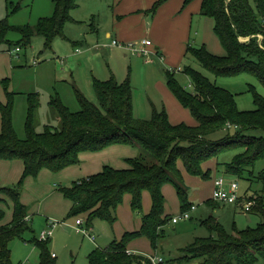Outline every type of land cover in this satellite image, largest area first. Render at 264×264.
Segmentation results:
<instances>
[{
  "label": "trees",
  "instance_id": "1",
  "mask_svg": "<svg viewBox=\"0 0 264 264\" xmlns=\"http://www.w3.org/2000/svg\"><path fill=\"white\" fill-rule=\"evenodd\" d=\"M21 1L12 5L13 12L21 8ZM165 1L155 0L150 11L154 13ZM190 1L184 0L183 6ZM52 3V13L39 17L34 23L9 24L6 18L1 19L0 43L5 42L10 49L8 47L12 44L23 46L33 35L41 34L45 38V46L50 47L55 36L63 35L65 22L73 20L70 11L77 6L76 0H52ZM253 4L250 0H200L199 14L212 18V30L225 54H214L204 44L192 46L189 43L185 52L192 54L204 68L216 75L248 72L264 85V0H253ZM10 30L17 31L19 39L5 38ZM181 70L188 75L192 91L179 84L173 71L168 69L165 81L179 104L190 111L194 124L171 122L164 108L154 110L148 118L136 117L129 80L119 83L113 76L103 80L93 78L96 102L74 89L80 105L77 111H71L58 93L51 95L48 106L57 116L58 126L45 124L42 131H36L34 127L38 94L28 93L25 137L22 139L17 137L13 128L12 94H7L6 102H0V158H20L23 175L36 174L41 167L62 169L77 162L79 152L97 151L113 142L138 147L139 153L128 158V168L106 165L98 172L73 181L70 186L61 187L71 202L69 215L87 212V219L90 215L109 217L126 192L131 195V206L136 208L140 207L143 190H148L151 195V209L142 216L140 228L125 232L121 240H114L102 249H94L89 254V264H140V260L151 264L147 256L128 250L124 241L144 234L155 245L160 227L169 219L167 214H163L165 199L161 187L164 182L174 185L182 211L190 209L192 204L187 200L182 167L191 175L208 177L211 167L209 164L205 167V162L233 147H242L243 150L234 153L231 161L227 162L225 168L230 173L242 174L248 168L250 171L257 160H264V136L241 131L229 133L234 126L241 130H264V95L258 93L253 84H248L254 108L241 110L228 89L211 82L189 65ZM226 123L230 124L226 133L220 139L210 140V136L222 130ZM256 176L264 183V166ZM2 189L14 201V208L12 220L0 224V264H21L11 260L9 241L30 228L26 208L20 203L17 186ZM248 192L242 195L255 200L251 211L261 216L255 227L235 229V233H229L209 216L205 221L215 236L197 238L183 248L184 255L177 260H194L197 264H255L258 258L264 259V187ZM3 216L4 211L0 208V222ZM48 240L49 237L34 239L39 248L36 264H56L55 256L47 249Z\"/></svg>",
  "mask_w": 264,
  "mask_h": 264
},
{
  "label": "rangeland",
  "instance_id": "2",
  "mask_svg": "<svg viewBox=\"0 0 264 264\" xmlns=\"http://www.w3.org/2000/svg\"><path fill=\"white\" fill-rule=\"evenodd\" d=\"M17 1L0 0V20L6 18L9 24L29 21L34 23L39 17L52 13V0H23L20 3L21 8L13 12L11 7ZM133 1L134 4H138L139 16L143 20L138 22L136 28L131 24L133 30L130 31L129 41L149 39L151 18L154 14L157 15L158 8L154 13L150 11L153 0ZM76 2L77 6L70 11L73 20L65 22L63 35L55 36L50 47L45 46V38L41 34L33 35L23 46L16 44L21 46L18 52L14 51L15 44L8 47L9 50L5 42L0 43V102H6L7 94H12V123L17 137L21 139L25 137L28 93L38 94L39 106L35 112L34 127L36 131H42L45 124L58 126V118L48 106L49 98L55 92L71 111L80 109L74 89L96 102L93 78L103 80L113 76L119 83L129 80L133 95V113L136 117L148 118L154 110L167 108L171 117L169 120L174 121L173 123L194 124L195 119L188 109L178 105L176 98L168 89L165 81L167 69L173 71L179 84L192 91L188 75L181 70L183 66H191L211 82L232 92L236 105L241 110L254 108L248 84H253L256 91L264 95V85L248 72L216 75L184 50L179 57L177 51L167 56L162 53L165 57L162 60L154 58V61L146 62L144 56L112 44V38H115V13L118 11L120 0ZM250 2L254 6L253 0ZM92 24L96 27L95 31L91 30ZM107 30H111L112 37H106ZM202 30L196 32L193 23L188 43L198 46L205 39L209 48L214 50L213 40L216 39V35L207 28L204 38ZM19 37L17 31L10 30L5 38L15 41ZM82 40L85 43L80 44ZM228 127L226 123L222 130L210 136V140L220 139ZM236 131L264 136V130L261 129L241 130L237 126L229 129L230 134H235ZM242 150V147H233L207 160L205 167L209 164L211 170L209 176L205 178L191 175L180 166L187 188V200L195 205V208L189 211V218H179L177 222H172L171 218L178 217L182 209L174 185L171 182H164L161 187L165 199L163 214H167L169 219L160 227L155 245H152L144 234L130 237L124 241V245L136 254L147 256L149 263H151L149 257H161L163 261L159 264H194L197 263L193 262L194 260L187 262L182 259L179 262L177 259L184 255L183 248L197 238L215 236V232L205 221L209 216L214 217L229 233H235V229L255 227L261 221L258 213L243 212L237 210L234 204L216 202L212 199V180L218 176L236 180L238 192L241 193L261 190L264 187V183L256 176L264 166V160H257L252 170L249 171L248 168L242 174L226 170L225 166L231 161L233 154ZM138 153L136 145L113 142L97 151L79 152L78 161L62 169L41 167L36 174L26 175H23V161L20 158H0V208L4 211L0 224L12 220L14 208V201L2 189L3 187L17 186L20 203L25 205L26 215L30 221L29 229L9 241L11 260L14 263L36 264L39 260V248L36 247L34 239L39 240L40 232L49 228H52V232L46 246L50 253H54L56 264H89V254L94 249H102L114 240H121L125 232L138 230L142 216L151 209L152 199L148 190L142 191L138 208L131 206V195L126 192L122 200L111 210L109 217L90 215L88 219L87 212L69 215L71 202L61 191V187L70 186L73 181L102 170L103 166L128 168L130 165L128 158ZM78 217L83 219L82 227L90 228L87 234L76 230L75 220ZM91 234L94 235L93 240L88 237ZM144 262L145 260H140V264H146ZM255 264H264V259L258 258Z\"/></svg>",
  "mask_w": 264,
  "mask_h": 264
},
{
  "label": "crops",
  "instance_id": "3",
  "mask_svg": "<svg viewBox=\"0 0 264 264\" xmlns=\"http://www.w3.org/2000/svg\"><path fill=\"white\" fill-rule=\"evenodd\" d=\"M183 1L184 0H166L158 7V10H157L158 13H156L157 15L154 14L153 18H151V24H150V29H149V34H150L149 39L152 40V43L154 45L152 46L153 50L157 51V54L161 55L162 59L165 58L162 53H164L167 56L168 54H175L177 51V56L179 57L181 54V51L182 50L185 51V47L187 43L190 41L189 33L191 32L193 23L195 25L196 32L198 31L200 32V29L202 30L203 28L202 33H204V36H203L204 38H205V29L210 28L211 31L213 32L212 18L199 14L200 0H192L184 6H183ZM52 9H53V3H52ZM117 10L118 11L115 13V19H114L115 20L114 21L115 22L114 23L115 38H112V40L116 39L117 41H129L131 40V38L129 37H130V31L133 30L132 26L136 28L138 25V22L140 20H143L139 16L140 9L138 8L137 3L134 4L133 0H120V2L118 3ZM155 16H158V18H155ZM206 18H209V19H206ZM29 22H32V21H29ZM91 27H92L91 28L92 30L96 29V27L93 26V24L91 25ZM112 31H113V28H112ZM208 34L210 35V33ZM105 35L106 37H112L111 30L105 31ZM210 38H212L211 35H210ZM201 43L204 44L206 48L214 54H218V55L225 54V50L222 47L221 43L219 42L217 36H216V39L213 40V45L215 47L214 50L209 48L208 43H205V39H204V42L202 40ZM155 58L159 59L158 56H155ZM176 102L178 103V105H180L177 100ZM169 119L171 120L170 115H169ZM190 124H193V123H190ZM223 179H224L225 185L229 186L232 180H227L225 178ZM211 185L213 188V180H212ZM239 193L243 194L245 192L243 193L239 192ZM236 209L238 210L239 208L236 207ZM26 220L30 224V221L27 215H26Z\"/></svg>",
  "mask_w": 264,
  "mask_h": 264
},
{
  "label": "built area",
  "instance_id": "4",
  "mask_svg": "<svg viewBox=\"0 0 264 264\" xmlns=\"http://www.w3.org/2000/svg\"><path fill=\"white\" fill-rule=\"evenodd\" d=\"M112 44L118 45L135 54L144 56L146 62H152L155 56H158L160 60L162 59V56L158 55L157 51L153 50L152 42L148 38H141L139 40H132L127 42L117 41L116 39H113ZM13 48L15 52H18L20 50V46L18 45H15ZM228 126H230L229 123ZM212 199L217 202L234 204L243 212H250L251 207L253 206L255 201L254 199H247L245 195H242L238 192V183L236 180H232L229 186H226L222 176L216 177L213 181ZM194 208L195 205L192 204L189 210L180 212L178 217H172V222H176L179 218H189V211ZM82 224L83 219L78 217L75 220L76 230L82 231L84 232V234H87L90 228H84L82 227ZM51 232L52 228L41 231L39 239L44 240L48 238ZM88 237L93 240L94 235L91 234L88 235ZM51 255L54 256V253H51ZM149 259L151 260V264H159L163 261L161 257H149Z\"/></svg>",
  "mask_w": 264,
  "mask_h": 264
},
{
  "label": "water",
  "instance_id": "5",
  "mask_svg": "<svg viewBox=\"0 0 264 264\" xmlns=\"http://www.w3.org/2000/svg\"><path fill=\"white\" fill-rule=\"evenodd\" d=\"M194 264H197V263H194Z\"/></svg>",
  "mask_w": 264,
  "mask_h": 264
}]
</instances>
